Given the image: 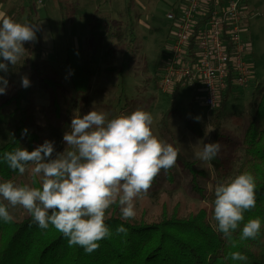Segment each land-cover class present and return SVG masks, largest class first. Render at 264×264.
I'll use <instances>...</instances> for the list:
<instances>
[{"label":"rangeland","instance_id":"rangeland-1","mask_svg":"<svg viewBox=\"0 0 264 264\" xmlns=\"http://www.w3.org/2000/svg\"><path fill=\"white\" fill-rule=\"evenodd\" d=\"M181 1L136 0L135 9L128 13L127 0H0V11L18 22L39 25L43 34V54L39 59L34 60L33 55L26 52L22 65H9L7 73L0 71L8 80L3 96L21 87L22 76L28 77L34 88V99L32 105L24 102L21 105L28 106L32 119L30 127L42 135L43 143L45 140L54 143L53 155L65 150L63 134L70 130L74 116L96 110L106 113L110 119L136 109L148 111L154 117L153 133L213 176L211 161L198 159L196 153L203 143L214 140L212 122L216 107L211 111L202 107L200 98L194 99L193 92L185 87L172 96L173 91L163 93L154 83V69L165 63L172 39V23L167 14ZM245 5L248 15L241 37L249 46L246 59L252 79L246 88L233 87L222 110L216 112L220 118L216 142L222 145L216 160L225 157L232 145L240 143L260 96L259 87L264 84V0H246ZM118 31L122 32L120 39L116 36ZM134 38L138 49L134 61L124 62L119 71L117 67L130 53L127 44ZM70 43L81 50L83 63L93 71L82 93L75 90L71 79L67 61ZM34 46L35 43L24 45L28 51ZM106 53L110 54L104 56ZM76 57L80 58L78 54ZM108 67H116V71L106 72ZM44 77L56 83L55 89L43 81ZM54 101L60 111L54 110ZM2 115L0 144L8 139L20 117L15 105L7 106ZM209 129L213 130L209 132ZM235 154L239 157L241 151ZM172 169L175 185L162 182L155 190H149L146 197L136 201L137 215L146 208V218L153 219L163 201L170 208L181 201L183 215L204 206L214 222L212 199L191 197L183 188L184 179L178 165ZM26 175L27 172L21 177L25 179ZM10 209L16 217L20 216L19 206Z\"/></svg>","mask_w":264,"mask_h":264},{"label":"clouds","instance_id":"clouds-1","mask_svg":"<svg viewBox=\"0 0 264 264\" xmlns=\"http://www.w3.org/2000/svg\"><path fill=\"white\" fill-rule=\"evenodd\" d=\"M39 30V25L18 22L0 11V71L22 65L28 52L24 45L34 44ZM21 86H30L27 76L21 77ZM7 87L6 76L0 75V95ZM153 123V115L142 109L110 119L104 112L90 110L71 119L61 153L53 155L54 143L48 140L31 151L17 147L3 152L0 162L21 176L29 173L31 180L22 185L12 179L0 181V221L13 222L9 209L19 206L40 229L54 227L69 246L82 247L89 254L99 249L101 240L114 235L106 223L107 211L118 206L122 220L135 219L136 201L148 195L161 171L176 166L179 149L158 138ZM26 133L27 129L22 135ZM221 147L220 142L203 143L196 157L209 162ZM256 187L254 175L243 172L214 188L216 231L230 249L255 240L264 227L260 217L245 221V213L256 207ZM237 231L239 236L234 237ZM127 232L123 225L115 229L116 235ZM224 259L248 261L238 250H230Z\"/></svg>","mask_w":264,"mask_h":264},{"label":"trees","instance_id":"trees-1","mask_svg":"<svg viewBox=\"0 0 264 264\" xmlns=\"http://www.w3.org/2000/svg\"><path fill=\"white\" fill-rule=\"evenodd\" d=\"M135 4L136 0H127L126 11L132 12ZM196 28L192 37L196 35ZM36 35L35 46L28 51L33 55L34 60L39 59L43 54L41 28ZM116 36L120 39L122 32L118 31ZM135 42L136 38L127 44L130 53L124 56L121 65L117 67L119 71L124 62L130 64L134 61V53L138 50ZM77 54L80 58L76 57ZM109 54L106 53L104 56ZM67 61L73 87L80 93L86 91L93 71L83 63L81 50L71 43L67 47ZM105 70L116 71V67H108ZM161 74L162 66L156 67L154 83L157 88ZM43 81L50 88L55 89L54 81L48 77H44ZM233 87L230 72L227 88L214 110L213 142L219 137L220 118L216 112L222 110ZM180 88V85H177L172 96H175ZM33 89L30 83L29 87L21 86L9 96L0 95V121L3 118L2 112L7 106L15 105V110L20 114L8 139L0 144V155L17 147L31 151L43 143L42 135L30 127L32 119L28 106L21 105L22 102L32 105ZM259 90L260 96L254 104L253 116L243 131L240 143L232 145L231 151L225 157L211 160L214 167L213 176L208 174L205 168H198L196 161L189 159L181 151L176 164L183 175V188L186 192L200 200L209 196L213 202L214 188L217 184L225 183L243 172L253 174L257 184L256 207L245 213V221L260 217L264 222V84ZM196 96L198 94L193 92L192 97L195 99ZM54 104L56 106L54 110L60 111L56 101ZM25 129L27 133L22 135ZM238 151H241L239 157L235 154ZM171 170L167 173L161 171L150 190H155L162 182L174 186L176 179ZM161 176V182H158ZM7 179H15L16 183L21 185L30 183L31 180L29 173L24 179L18 170L13 172L5 163L0 162V181ZM209 182L210 185L207 184ZM9 210L14 216V221L11 223L0 221V264H240L224 259L230 250H238L245 254L248 257L247 264H264V227L255 240L244 241L237 248L230 249L222 234L216 231L215 220L211 222L207 207L201 206L183 215L181 201H177L173 208L163 201L157 216L153 219L146 218V208H144L135 219L129 221L122 220L118 206H112L107 211L106 223L114 235L109 239L101 240L99 249L90 254L82 247L69 246L67 239L51 225L47 230L40 229L21 207L19 217H16L11 209ZM120 225L128 229L127 234H115L116 227ZM238 236L239 231L234 234V237Z\"/></svg>","mask_w":264,"mask_h":264},{"label":"built area","instance_id":"built-area-1","mask_svg":"<svg viewBox=\"0 0 264 264\" xmlns=\"http://www.w3.org/2000/svg\"><path fill=\"white\" fill-rule=\"evenodd\" d=\"M245 1L182 0L167 14L172 39L159 81L163 93L175 91L177 85L186 87L211 111L227 88L230 72L234 87L249 86V46L241 37L248 15Z\"/></svg>","mask_w":264,"mask_h":264}]
</instances>
